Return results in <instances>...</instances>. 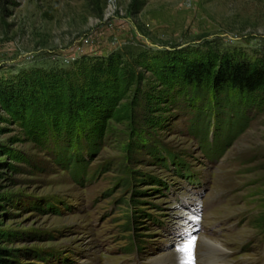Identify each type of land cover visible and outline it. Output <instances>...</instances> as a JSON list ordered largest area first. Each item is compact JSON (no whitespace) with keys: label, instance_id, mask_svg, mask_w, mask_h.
I'll return each mask as SVG.
<instances>
[{"label":"rangeland","instance_id":"obj_1","mask_svg":"<svg viewBox=\"0 0 264 264\" xmlns=\"http://www.w3.org/2000/svg\"><path fill=\"white\" fill-rule=\"evenodd\" d=\"M223 59L264 0H0V264H264V91L183 79Z\"/></svg>","mask_w":264,"mask_h":264},{"label":"trees","instance_id":"obj_2","mask_svg":"<svg viewBox=\"0 0 264 264\" xmlns=\"http://www.w3.org/2000/svg\"><path fill=\"white\" fill-rule=\"evenodd\" d=\"M183 79L192 84L197 93L204 91L205 83L208 84L210 81L213 86L224 89L228 93L235 92L238 96H249L264 91L262 66L228 59L220 60L218 66L212 69L207 65L192 63L189 69L183 71ZM222 98H228L227 93H224ZM202 134L204 138L207 130H202ZM1 261L0 257V263Z\"/></svg>","mask_w":264,"mask_h":264},{"label":"bare ground","instance_id":"obj_3","mask_svg":"<svg viewBox=\"0 0 264 264\" xmlns=\"http://www.w3.org/2000/svg\"><path fill=\"white\" fill-rule=\"evenodd\" d=\"M221 258H222V261H224L225 258L224 257H221ZM170 261H171V263H169V264H192V261L190 259H183L181 261L179 260L178 262H174V260H170Z\"/></svg>","mask_w":264,"mask_h":264}]
</instances>
